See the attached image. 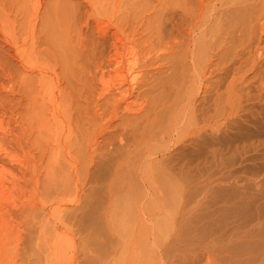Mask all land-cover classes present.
Segmentation results:
<instances>
[{
  "label": "rangeland",
  "instance_id": "rangeland-1",
  "mask_svg": "<svg viewBox=\"0 0 264 264\" xmlns=\"http://www.w3.org/2000/svg\"><path fill=\"white\" fill-rule=\"evenodd\" d=\"M262 23L264 0H0V180L5 182L0 187V247L6 248L0 264H9L7 250L11 254L14 247L29 264H125L134 221L126 212V189L108 195L115 160L110 157L118 143L104 144V138L130 124L132 147L160 121H173L191 91L200 101V124L207 122L212 104L229 108L227 89L234 77L246 72L245 84L253 85L264 76L252 77L246 62L253 58ZM193 37L213 60V72L202 79L187 57ZM260 46L264 49V41ZM116 55L125 66L121 77L109 66ZM240 61L244 66L238 70ZM102 73L106 85L136 76L130 100L140 95L146 105L142 117L131 118L121 108L112 119L108 99L99 97ZM128 87L125 83L121 90ZM252 87L241 91L243 107L237 111L244 137L234 135L238 127L232 133L236 141L225 135L223 152L215 157L227 164L210 158L211 147L201 152V166L212 160L202 166L212 170L203 172L220 174L222 180L193 189L195 194L184 201L174 196L179 185L171 186L169 177L157 180L158 191L165 194L155 202L154 264L170 259V264H215L199 249L185 251L197 240L224 250L231 259L222 257L227 264L241 263L238 256L244 263L264 264V247L252 240L249 248L244 245L250 237L264 241V218L252 209L257 201L250 208L246 196L253 163L240 148L252 129L244 113L256 102L248 99ZM238 89L236 83L237 94ZM20 207L25 211L16 219L11 213ZM180 220L179 243L173 237ZM87 249L95 251L84 259ZM255 253L260 256L249 260Z\"/></svg>",
  "mask_w": 264,
  "mask_h": 264
},
{
  "label": "bare ground",
  "instance_id": "bare-ground-1",
  "mask_svg": "<svg viewBox=\"0 0 264 264\" xmlns=\"http://www.w3.org/2000/svg\"><path fill=\"white\" fill-rule=\"evenodd\" d=\"M199 27L200 26L198 24L193 26L190 34H192L194 31L196 32V29H198ZM260 29H261V36L257 37L256 38L257 41L253 43L254 45L253 58H251V60L246 61L247 63H249L250 61L249 71H253L252 73H254V75L252 77L254 78L255 76L260 75L261 73H264V62H262L264 61V56L260 54L262 53L260 51L264 50L260 46L262 41H264V23L260 24ZM190 43L191 44L189 45L187 51V57L190 60L191 67L195 68L196 70L197 69L199 70V79L200 78L202 79L203 77H205L207 71L211 73L213 72L211 70V67L213 65V60L211 57L207 58L209 53L208 49L203 44H201V42L198 41L197 38L195 37L191 38ZM121 58L122 57L120 55L119 56L116 55V57L109 63V66L112 67V72L114 74L119 73L118 77H121V73L124 72L123 69L125 68ZM243 66H244V61H240L237 69L239 70ZM129 70L130 68H128V71ZM108 76L110 77L111 73H108ZM129 77L124 76L123 78L114 80L116 81V83H113V85L110 84L106 85L107 84L106 75L104 73H102L98 77V81L101 85L99 97L108 99V109L111 110L112 119H114L117 116V113L121 108H123L127 116H130L131 118L134 119H138L142 117L143 112H145L146 110V105H143V102H139V98H140L139 94L135 95V101L130 100V97L134 96V84L133 83L131 84V82H133L136 79V76L132 77L130 81L128 80ZM246 78H247L246 72H244L243 74L234 77L232 79L227 89L228 94L226 98V100H228V104L230 105V107L228 108L227 105H224V107L220 108L218 105L212 104L213 112L211 114H208V120L205 124H200L199 122L197 102L200 101L195 98L194 92L191 91L190 95L186 98L185 102L180 108L179 113L175 116V119L173 121L170 120L167 122L160 121L156 129L153 130V132L149 133L148 135H142L140 139H135L134 145L132 147H130V145L128 144V139L130 137L135 138V134H134V128L130 124H125L122 127L121 132L114 134L111 137L108 136L109 138L108 137L104 138V144L107 143L109 145H114L118 143V147L115 150V152L120 150L119 154L116 157H114L115 152L113 153L112 157H110L112 159L115 158V160L112 166L110 182L107 185L108 195L109 197H113L116 193L120 194L123 192V190L126 189V194H124L123 197L126 205V212L129 218L133 219L134 221L133 234L130 239L129 251L127 254L125 264H154V260H155L154 246H156V244L154 243L152 225L156 213L155 202L160 201L161 198L163 199L164 197L163 194H165V193L162 194L160 190L158 191L157 180L159 179V177H164L165 179V177L167 176L169 177L170 182L174 183V184L171 183V186H174L175 184L179 185L178 189L174 193V196L179 195L180 198L183 199L182 201H184L186 198L188 199L189 197H192L193 194H195L194 191H192L193 189L195 190L197 187L206 183L207 184L218 183V180L221 177V175L219 174L220 177L217 178L216 176L215 178L214 173H213L214 176H211L209 175L210 173H208L209 176H207L206 175L207 173L205 174V172L207 171L205 170H208L210 167L208 169L207 166L206 169L203 168H205L204 165H206V163L212 161L209 160L211 157L213 158L214 161L217 160L215 157H217V154L220 152V150L221 151L223 150L220 148L222 147L223 142H225L221 140L225 139V135L227 137V134L228 135L231 134L232 137V133H234L237 127L239 126L237 125L240 124V122L237 119L238 117L237 111L241 110L243 107L240 104L241 91L249 86H253V87L250 90L251 95L248 97V99L249 101L253 100L256 102H254L253 105L250 106V108L247 109L245 108L244 113L249 115L248 121L250 122L252 129L249 132L247 131L248 139L245 138L246 141L242 142L243 144L239 146L243 152L247 153L249 157V160L248 159L247 160L248 161L251 160V162L253 163V167H252L253 169L251 168L252 170H250L249 173L247 172L248 175L246 177L248 180V182L247 181L246 182L249 183L248 186L246 183V186L252 188L253 190V191H249L251 190L249 188L247 192L248 193L250 192V194L248 195H246L247 193L245 194L247 198H249V202H250V204L248 203L247 204L251 205L250 208H252V205H255L257 201L256 204L257 207H254L252 209L257 208L256 210H257L258 219H261V217L264 218V76H262V78L258 82H255V84L253 85L251 84L246 85L245 84ZM197 80L198 79H196L195 81ZM125 83L129 87L126 90H121V86H123ZM236 83H238V86H240L241 89V90L238 89L239 90L238 94L234 90ZM197 88H201V89L203 88L200 80L199 83L197 84ZM231 103L233 105H231ZM204 115L206 114L202 113V117ZM218 115L220 116L223 115L222 120L221 118L219 119ZM248 121L245 122L249 124ZM165 123L167 125L165 127H162L163 125H165ZM111 124L114 125V122H112ZM240 129L241 128L237 129V132H235L234 135H236V137L239 136L244 137L243 135L244 132L242 133V131H244L245 129L242 131ZM103 135L104 133L101 136L103 137ZM227 138H226V142L227 141L230 142L229 140H227ZM232 138L234 139L235 137ZM233 139H232V143L234 140L236 141L237 138L234 140ZM228 142L227 144L226 143L225 144L227 146L228 145L230 146ZM235 145L237 146V144ZM235 145L233 147H235ZM203 147L206 148L208 147L207 148L208 150L211 147L210 155L212 156H210V158L208 156L209 161L206 162L205 159H204L205 162L202 161L203 163H205L204 165H202L203 166L202 168L201 166L202 163H200L199 159L201 158L200 156H202L201 155L202 150L204 151ZM230 149H232L233 151L232 147H230ZM230 149L228 148V152ZM245 158H247V156ZM220 160L218 161V163L217 162L216 163L220 164L221 161L225 162V160H221V161ZM248 164L251 163H247V165ZM220 165L219 166L215 165V167H218L217 169L220 170L219 167H222ZM215 167H213V171ZM221 169H223V167ZM203 170L205 172H203ZM210 170L212 169L210 168ZM224 171L225 170H223V172ZM227 171H225L226 174L229 172ZM233 171L235 172V170ZM225 173L222 174L221 172L222 176H224ZM203 174H205L207 177H205ZM229 174L227 175L230 176ZM230 178L228 179L231 180ZM238 178L239 177H237V179ZM239 179L242 181V179L245 178L243 177ZM220 180H222V177L220 178ZM117 183H119V185L116 187ZM2 186H5V182H3V180H0V187ZM190 186L191 189L189 190ZM22 207H20L19 211H13L11 213L12 216L15 217L16 219L22 217L23 216L22 214L25 211ZM184 214L183 216H185ZM179 222H178L179 224H176L177 226L176 235L175 237H173L175 238V240H177L178 237H180L179 234L182 231L184 220L182 222L180 220ZM250 238L251 239L246 240L247 244L244 243L245 246L248 247V245L250 246L251 244L256 243L258 246H260V248L264 247V245H262L264 241L260 240L261 237L260 239H253L254 237H250ZM179 239H182V237ZM179 239L178 242L180 241ZM262 239H264V237H262ZM248 241H251L252 243L250 244L248 243ZM181 242H183V240H181ZM190 245H191L190 247H192L190 248L188 246L190 248V251L188 250V248H186L185 251L191 252L192 254H196V252L199 249L202 252L206 253L208 258L215 260L216 261L215 264H224V262L226 263V261H224L222 257L225 259L226 258L230 259V257L227 256L228 255L227 253H226L227 255H224L222 253L224 250H220L221 248L216 250L217 246L215 245V243H209L207 245L202 241L197 240V242L191 243ZM5 249H3V247H0V253L1 254L4 253ZM89 249L85 250V252L84 251L82 252V256L84 257V259H86V257L89 256L92 251H95V250L90 251ZM253 249L254 248H252V250ZM9 250H7L10 258L9 264H29L30 260L24 259V257H22V255L19 252L20 251L19 247H14L11 251L12 252L11 254ZM93 256H95V254ZM257 256H260V254L255 253L248 255L249 260L252 261L255 260ZM240 257L238 256L237 260L239 261L241 260L242 261L241 263L251 264L249 263L250 261L249 262L247 261L248 263L246 262L244 263V259H241ZM220 260L222 261L219 262ZM170 261L172 260L171 259L169 260V264L171 263ZM232 262H234V260ZM211 263L213 264V262ZM234 263L228 262V264H234ZM241 263H235V264H241Z\"/></svg>",
  "mask_w": 264,
  "mask_h": 264
}]
</instances>
